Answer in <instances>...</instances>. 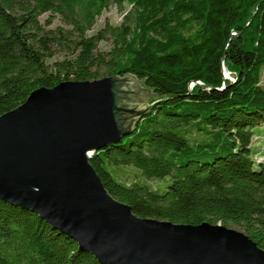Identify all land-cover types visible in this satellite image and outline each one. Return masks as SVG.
<instances>
[{
  "label": "trees",
  "instance_id": "16d2710c",
  "mask_svg": "<svg viewBox=\"0 0 264 264\" xmlns=\"http://www.w3.org/2000/svg\"><path fill=\"white\" fill-rule=\"evenodd\" d=\"M112 4L120 23L89 34ZM55 17L64 25L51 27ZM57 49L64 57L51 60ZM263 66L264 0H0V115L41 86L134 76L156 100L133 132L91 152L107 191L137 216L237 227L262 249L264 144L252 143ZM0 264L100 263L0 200Z\"/></svg>",
  "mask_w": 264,
  "mask_h": 264
},
{
  "label": "water",
  "instance_id": "95a60500",
  "mask_svg": "<svg viewBox=\"0 0 264 264\" xmlns=\"http://www.w3.org/2000/svg\"><path fill=\"white\" fill-rule=\"evenodd\" d=\"M137 82L64 80L1 114L0 200L35 212L100 264H264V249L242 231L140 217L107 191L90 154L133 132L151 108L156 99L137 102Z\"/></svg>",
  "mask_w": 264,
  "mask_h": 264
},
{
  "label": "rangeland",
  "instance_id": "374dc122",
  "mask_svg": "<svg viewBox=\"0 0 264 264\" xmlns=\"http://www.w3.org/2000/svg\"><path fill=\"white\" fill-rule=\"evenodd\" d=\"M47 13L41 15L39 17L40 21H43L46 17H47ZM122 12L120 10H118V8L112 4L110 5L106 10H104L102 12V14L98 17V19L96 20V23L94 24L93 28L88 32L89 34L96 32L97 30H99L105 21H108L109 23L112 24H119L121 19H122ZM55 25H64L63 22L61 21V19H59L58 17H55L53 19L52 24L50 25L51 27H54ZM109 44L110 42L108 40L106 41H102L99 43L98 48L100 50H105L109 48ZM65 55V53L59 49L56 50V53L54 55V57L51 60L54 59H61L63 58ZM229 78H231V75H229V73L227 74ZM261 79H262V83H264V66L262 68V75H261ZM136 86L138 87V89H140L142 91V94L138 97H136V100L138 103L141 102H147L148 98H147V94L145 92V90L143 89V87H141L140 83L137 82ZM253 131L255 133V135H259V139L254 141L252 144H258V145H263L264 144V125H257L253 128ZM254 150V146L252 148ZM264 154V153H263ZM125 173L128 177L132 176L133 173V169L131 168H125L124 171H122V174ZM236 230L242 231L237 227H232ZM243 232V231H242Z\"/></svg>",
  "mask_w": 264,
  "mask_h": 264
}]
</instances>
